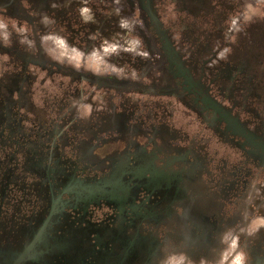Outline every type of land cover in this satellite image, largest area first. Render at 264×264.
Returning <instances> with one entry per match:
<instances>
[{"label":"rangeland","instance_id":"rangeland-1","mask_svg":"<svg viewBox=\"0 0 264 264\" xmlns=\"http://www.w3.org/2000/svg\"><path fill=\"white\" fill-rule=\"evenodd\" d=\"M0 23V249L146 149L189 192L155 264H264V0H0Z\"/></svg>","mask_w":264,"mask_h":264},{"label":"flooded vegetation","instance_id":"flooded-vegetation-1","mask_svg":"<svg viewBox=\"0 0 264 264\" xmlns=\"http://www.w3.org/2000/svg\"><path fill=\"white\" fill-rule=\"evenodd\" d=\"M82 17L92 19L86 11ZM183 160L141 149L130 157L110 159L112 167L100 177L80 178L76 186L60 189L56 196L50 189L52 204L41 226L21 250L0 249V264H13L39 231V240L19 264H155L161 227L151 224L167 219L172 199L189 193L180 188L177 163ZM58 225L64 229H56ZM49 257L55 260L47 261Z\"/></svg>","mask_w":264,"mask_h":264},{"label":"water","instance_id":"water-1","mask_svg":"<svg viewBox=\"0 0 264 264\" xmlns=\"http://www.w3.org/2000/svg\"><path fill=\"white\" fill-rule=\"evenodd\" d=\"M40 234H41V231H39L37 233V235L34 237L32 243L30 244V246L28 248H26L20 255L19 257L17 258V260L13 263V264H19L20 262H22L23 260H25V258L27 257L30 249L33 247V245L39 240L40 238Z\"/></svg>","mask_w":264,"mask_h":264},{"label":"clouds","instance_id":"clouds-1","mask_svg":"<svg viewBox=\"0 0 264 264\" xmlns=\"http://www.w3.org/2000/svg\"><path fill=\"white\" fill-rule=\"evenodd\" d=\"M0 27H3V25H0ZM238 264H240V262H238Z\"/></svg>","mask_w":264,"mask_h":264},{"label":"snow or ice","instance_id":"snow-or-ice-1","mask_svg":"<svg viewBox=\"0 0 264 264\" xmlns=\"http://www.w3.org/2000/svg\"><path fill=\"white\" fill-rule=\"evenodd\" d=\"M239 259V258H238Z\"/></svg>","mask_w":264,"mask_h":264}]
</instances>
